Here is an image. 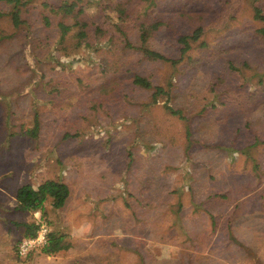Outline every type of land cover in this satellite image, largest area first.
<instances>
[{
	"label": "rangeland",
	"instance_id": "1",
	"mask_svg": "<svg viewBox=\"0 0 264 264\" xmlns=\"http://www.w3.org/2000/svg\"><path fill=\"white\" fill-rule=\"evenodd\" d=\"M48 1L62 6L34 0L19 30L0 19V264H264V24L252 2L132 0L126 49L113 10L100 14L101 45L59 46L41 19ZM147 19L164 25L143 34ZM197 27L179 65L152 60L179 59ZM168 84L186 121L152 101ZM34 108L36 140L24 135ZM47 180L69 186L67 205L44 219L16 211L18 188ZM40 221L72 248L20 258L16 224Z\"/></svg>",
	"mask_w": 264,
	"mask_h": 264
},
{
	"label": "trees",
	"instance_id": "2",
	"mask_svg": "<svg viewBox=\"0 0 264 264\" xmlns=\"http://www.w3.org/2000/svg\"><path fill=\"white\" fill-rule=\"evenodd\" d=\"M249 1H251L253 5L254 19L264 24V7L259 5V2L262 0ZM73 2L77 3V8L72 10L71 13L62 10L64 8H71ZM131 2L132 0H61L60 4H62V6L58 7L55 2L48 1L41 3V19L45 30L50 31L53 28L56 30L55 38H57V40H55V42H57L59 46L66 45L69 39H74L76 45L88 48L92 45H101V43L96 42H99L101 39H107L103 37H105L109 31L102 28L104 26L102 24L105 23L101 22L99 17L100 14L107 16V12L113 10L118 14L117 21H114L112 25L113 28L123 37L121 40H123L126 49H135V46H133L127 33L124 31V22L131 18L132 13H135V9L133 11L131 10ZM33 3L34 0H0V19L8 16L13 28L19 30L28 24L24 15L30 11V6H32ZM93 7H95L97 11L91 14L89 11H91ZM163 25V22L147 19L140 23L139 29L143 34L151 36L159 31ZM259 33L264 36V27ZM202 34L203 29L197 27L191 35L181 36L178 39L181 55L179 59L170 58L158 53L152 55L151 58L152 60L171 64V66L176 67L186 58L192 48V43H197ZM140 49L143 50L144 47L141 46L138 50ZM101 67L102 71L114 70L106 61H103ZM232 69L237 70V68L234 67H232ZM224 84L225 82L223 80H219L216 83L217 86H224ZM153 91L152 101L154 104L162 100L164 101L163 108L169 116L178 120H187L183 112L175 109L172 105L171 84L167 86H154ZM33 112V126L25 130L24 135L30 139L36 140L40 137L42 130L41 119L37 108H34ZM69 136L70 135L67 134L66 137ZM255 141L259 144L260 138L256 137ZM70 196L71 191L69 186L60 181L47 180L37 187L27 184L21 186L16 192L17 206L15 209L23 213H40L41 218L44 219L48 214V208L54 211L64 208ZM16 225L25 228V239L34 238L38 233L39 227L36 223ZM49 238V245L39 250L43 255L55 256L62 251H67L72 248V244L66 242L67 237L59 232L51 231Z\"/></svg>",
	"mask_w": 264,
	"mask_h": 264
},
{
	"label": "built area",
	"instance_id": "3",
	"mask_svg": "<svg viewBox=\"0 0 264 264\" xmlns=\"http://www.w3.org/2000/svg\"><path fill=\"white\" fill-rule=\"evenodd\" d=\"M38 233L36 237L24 239L17 248V254L20 258H27L33 252L39 251L49 245V235L51 233L47 222L40 221L38 224Z\"/></svg>",
	"mask_w": 264,
	"mask_h": 264
},
{
	"label": "crops",
	"instance_id": "4",
	"mask_svg": "<svg viewBox=\"0 0 264 264\" xmlns=\"http://www.w3.org/2000/svg\"><path fill=\"white\" fill-rule=\"evenodd\" d=\"M19 188H20V187H19ZM19 188H18V189H19ZM16 192H17V191H16ZM16 202H17V200H16ZM16 206H17V205H16ZM38 214H40V213H38Z\"/></svg>",
	"mask_w": 264,
	"mask_h": 264
}]
</instances>
